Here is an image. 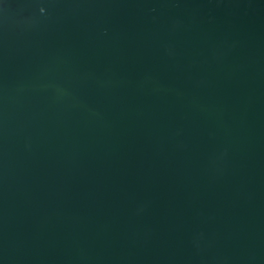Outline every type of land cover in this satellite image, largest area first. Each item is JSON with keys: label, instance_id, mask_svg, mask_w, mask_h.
<instances>
[{"label": "water", "instance_id": "obj_1", "mask_svg": "<svg viewBox=\"0 0 264 264\" xmlns=\"http://www.w3.org/2000/svg\"><path fill=\"white\" fill-rule=\"evenodd\" d=\"M0 264H264V0H0Z\"/></svg>", "mask_w": 264, "mask_h": 264}]
</instances>
